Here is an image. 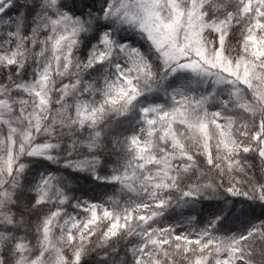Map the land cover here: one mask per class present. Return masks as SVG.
<instances>
[{
	"label": "trees",
	"instance_id": "trees-1",
	"mask_svg": "<svg viewBox=\"0 0 264 264\" xmlns=\"http://www.w3.org/2000/svg\"><path fill=\"white\" fill-rule=\"evenodd\" d=\"M111 1L60 0L62 10L73 18L92 21L79 34L80 43L75 55L86 62L103 33L110 31L118 44L139 50L157 71L162 69L163 62L146 33L110 16L104 18ZM195 3L197 0H188V9ZM208 4L209 0H202L203 12L217 22L224 20L229 11L236 14L231 21L232 31L226 52L232 58L244 55L242 34L245 27L255 22V12L250 16L240 14L239 0H211V7H207ZM90 11L94 17L89 15ZM31 19L28 18L26 34L30 31ZM214 37V33H205L209 48L213 46ZM125 54L117 48L109 61L86 71L84 87L93 84L103 88L105 81L115 80L118 75L116 66ZM260 54L264 55V51ZM7 75L6 69H0V83H7ZM19 76H14V80L27 82L35 78L31 63L26 64ZM234 79L228 76L226 82L218 84L213 76H200L191 71L167 73L157 83L145 88L127 113H109L96 129L65 128L58 162L53 163L44 157L22 158L27 167L19 179L2 171L3 162L9 158V152L12 154L14 145L18 148L24 141L29 127L22 117L27 116L32 106L28 105L27 111L19 115L7 114L4 120H11V125H0V181L6 182L0 184V191H10L13 196H0L3 201L0 207V264H60L61 257H70L83 243H87V254L82 257L81 264H220L222 257L233 248L235 256L246 264H264V237H253L242 244L233 243L237 237L264 226V200L248 195L234 196L226 191L229 177L241 182L242 192L250 191L248 184L252 182L257 186L264 185V161L256 156L257 145L252 140L258 122L264 119V104L259 102L254 89L264 87V82L253 80L250 88L241 81L233 87L231 81ZM64 82H68L67 77ZM237 90L238 95H234ZM175 91L190 98L186 118H177L163 128L158 125L148 145L151 158H134L125 138L134 135L136 127L143 122L142 110L156 106L170 109L175 103ZM84 97L89 102L104 99L101 91L86 92ZM69 99L66 103L71 106L74 101ZM201 99L205 103L196 107V101ZM52 100L55 102V94ZM224 101L229 103L225 106ZM59 107L53 103L50 117L69 122L70 113L63 110L58 113L56 109ZM215 112L221 115L214 117ZM218 118L226 120V131L217 123ZM9 127L16 129L12 138ZM96 131L101 132L102 145L96 150L101 160L96 175L67 166L68 160L83 158L79 154H87L81 142L90 141ZM34 138L38 142L43 140L42 135ZM73 138L78 154L73 152L67 156L66 150ZM241 145H252L253 151L245 153ZM113 175L120 176L121 180H112ZM49 176L56 178L55 187L69 199L63 206L54 202L34 208L38 187ZM172 177L178 178L173 181L177 188L155 187L169 183ZM189 189H199L198 194L184 196L183 192ZM154 192L157 193L156 204L135 208ZM94 197L106 198L113 217L102 216L91 226L94 235L90 242H81L79 237L72 241L70 235L76 230L67 232L65 221L75 216L84 220L87 213L81 205L83 198ZM161 200L166 202L163 208L158 207ZM57 207L62 216L51 218L52 222L47 223L50 211ZM8 217H11V223ZM168 225L186 228V232L182 237L169 232L166 240L158 238L153 243L158 230ZM44 227L49 229L47 233L42 231ZM110 229L116 235L109 232V238L105 232Z\"/></svg>",
	"mask_w": 264,
	"mask_h": 264
},
{
	"label": "snow or ice",
	"instance_id": "snow-or-ice-1",
	"mask_svg": "<svg viewBox=\"0 0 264 264\" xmlns=\"http://www.w3.org/2000/svg\"><path fill=\"white\" fill-rule=\"evenodd\" d=\"M115 4V0H113ZM207 7H211V0ZM60 0H0V32L5 34V39L0 40V69L7 70V83H0V116L5 113L19 115L27 111L28 105L32 106L27 111V116L22 117L29 127L24 135V141L18 146L14 145L10 157L3 162L2 171L21 178L27 164L24 157H44L56 163L59 161V150L64 144L61 140L63 130L72 126L81 131L96 129L103 122L106 115L127 113L134 102L140 97L145 88L157 83L167 73H175L177 70L186 69L196 73L215 76L217 83H222L228 76L235 79L231 83L243 82L248 87H253V80L264 82V0H239V13L251 15L255 12V22L250 27H245L242 34V46L244 55L232 58L227 55L226 46L232 31L231 21L236 14L229 11L224 20H213L203 12L202 0L188 9V0H135L134 4L129 0H121L118 7L109 6L104 18L122 14L130 23L136 24L147 35L155 52L163 62V67L157 71L153 64L139 50L129 48L127 45L118 44L110 32H104L99 43L93 47L87 61H81L75 55L80 40L79 34L85 31V25L91 24V20L83 21L73 18L68 12L62 10ZM201 11L197 18L196 9ZM165 11L167 15H165ZM90 16H95L91 11ZM31 17L30 31L26 34L28 18ZM185 18H188L187 28H184ZM195 21V22H194ZM205 33L215 34L212 47H208L205 41ZM119 48L128 56V60L116 66L117 78L113 81H105L103 88L88 84L84 87L83 75L97 64L109 61L114 51ZM193 54L194 57L193 58ZM31 63L35 78L25 82L22 79L14 80V76L20 78L26 64ZM68 82H64V78ZM101 91L103 101L90 102L84 97V93ZM238 91L234 95H238ZM258 100L264 104V87L254 89ZM23 93L21 96L20 94ZM56 95L53 102L52 96ZM13 96L16 98L13 99ZM74 103L69 106L66 101ZM174 106L166 110L160 106L144 108L143 121L145 127L140 129L141 135L134 134L126 137L127 148L134 153V158L142 160L150 159L147 137H153L157 126L165 127L169 122H175L177 118H186V109L189 105L188 96L174 97ZM53 103L60 107L56 109L70 113L69 122L50 117ZM205 100L196 101L195 106L204 104ZM229 102L224 101L226 106ZM16 105H20L19 108ZM74 113V116L71 115ZM220 116V112L212 114ZM46 121V122H45ZM11 120H0V125H11ZM15 128L9 127V133L14 134ZM35 135H42L43 140L38 142ZM101 132L96 131L90 141L81 142V147L87 149V154H79L83 158L68 160L67 166L74 169L86 170L96 175L97 168L101 164L96 150L101 149ZM162 139L165 137H161ZM256 147V156L264 161V119L257 125V131L252 136ZM154 143V141H153ZM245 153L253 151L252 145H241ZM75 152L78 154L75 138L69 143L66 155ZM166 163V161H165ZM99 178V177H97ZM54 176L43 179L38 187V198L33 207L56 203L63 206L69 199L65 193L55 187ZM112 180L120 181L121 177L113 175ZM177 177H172L169 183L157 184L155 187L163 189H175ZM6 182L0 181V184ZM235 177H229L226 191L232 195H248L264 200V185L255 182L249 183L250 191L242 192ZM234 185H238L234 186ZM12 186L16 184L12 182ZM131 187V185H128ZM199 189H189L183 192L184 196H196ZM157 195V193H152ZM0 196L11 198L13 193L7 190L0 191ZM3 201H0V207ZM79 206V205H78ZM166 202L161 200L158 207H165ZM84 211L88 214L83 221L71 220V229L75 234L70 239L75 241L77 237L81 242L91 241L94 231L91 226L97 224L98 219L112 218L113 213L106 207L95 203L84 204ZM98 213L102 215L98 216ZM59 207L51 210L47 223L51 218L61 217ZM9 223L11 217L7 218ZM69 223V221H65ZM113 227H115L113 225ZM47 233L49 229H42ZM116 235L111 229L105 232V236ZM88 233L89 235H85ZM208 235H211L208 232ZM264 237V226L256 227L246 235L237 237L233 243H243L250 238ZM110 238V237H109ZM87 243L77 249L70 257H61L60 264H81L82 257L87 254ZM242 251V249H241Z\"/></svg>",
	"mask_w": 264,
	"mask_h": 264
},
{
	"label": "rangeland",
	"instance_id": "rangeland-1",
	"mask_svg": "<svg viewBox=\"0 0 264 264\" xmlns=\"http://www.w3.org/2000/svg\"><path fill=\"white\" fill-rule=\"evenodd\" d=\"M120 2H121V0H115V4H113V0H112L111 1V6L118 7L119 4H120ZM129 3L134 4L135 3V0H129ZM191 9L189 11H191ZM199 13H200V8H197L196 9L197 18H199V16H198ZM165 15H167V12L166 11H165ZM110 17L112 19H117L121 23L135 26L139 30H141L136 24L128 22L123 17L122 14L114 15V16H110ZM187 19L188 18H185V23L183 25L184 28H187V23H186ZM108 32H110V31H108ZM5 38H6L5 37V34L3 32H0V40H3ZM193 58H195L194 57V54H193ZM127 60H128V56L125 54L124 58L121 60V62L119 64H123ZM177 71H191V70L180 69V70H177ZM193 73H195L197 75H200V76H205V74H203V73H196V72H193ZM208 76H210V75H208ZM213 77L216 79L215 76H213ZM226 81H227V78H226V80L224 82H226ZM216 82H217V80H216ZM224 82H222V83H224ZM222 83H218V84H222ZM232 85H233V87L236 86V84H232ZM181 95L184 96V94L181 91H175L174 92V97L179 98V96H181ZM6 115H7V113H5L3 116H0V120H4V118H5ZM217 123L221 126L222 130L226 131V124H227L226 123V120L218 118L217 119ZM142 127H145L144 121L140 125H138L136 127L134 134L141 135L142 138H145V137H143V135L140 132V129ZM9 136H10V138H12V134L9 133ZM146 139H147L148 145H149L151 137H147ZM9 157H10V152H9ZM85 202H87L89 204L95 203V204L102 205L103 207H106L108 209V211H110V207H109V204L106 201V198H97V197H94V198H91V199H84L83 198V201L81 203V205H82L83 208H84ZM156 203H157V201L155 199V196L153 195L150 198H148L144 203L139 204V205H136L135 208L140 209L141 207L144 208L146 206H150V205L156 204ZM72 219L79 220V221H83V218L81 216H75ZM67 221H69V223H65L64 224V227L67 229V232H69V230L71 229V220L68 219ZM113 224L115 225L116 223H113ZM169 232L173 233L176 237H182L185 234V232H186V228L176 227V226H172V225H168L166 227H162L161 229L158 230L157 236L154 238L153 243H155L158 238L162 239L163 241L166 240L167 239V235H168ZM220 264H246V263L243 260H240V259H238L235 256V249L233 248V249L229 250L227 252V254L222 257V259L220 261Z\"/></svg>",
	"mask_w": 264,
	"mask_h": 264
}]
</instances>
